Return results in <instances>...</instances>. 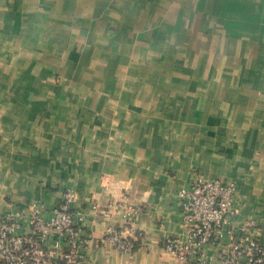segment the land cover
I'll list each match as a JSON object with an SVG mask.
<instances>
[{
  "label": "crops",
  "instance_id": "0c3cea01",
  "mask_svg": "<svg viewBox=\"0 0 264 264\" xmlns=\"http://www.w3.org/2000/svg\"><path fill=\"white\" fill-rule=\"evenodd\" d=\"M196 176L264 244V0H0V216L72 190L83 264H176ZM131 207L133 253L104 250Z\"/></svg>",
  "mask_w": 264,
  "mask_h": 264
},
{
  "label": "built area",
  "instance_id": "2783aa9c",
  "mask_svg": "<svg viewBox=\"0 0 264 264\" xmlns=\"http://www.w3.org/2000/svg\"><path fill=\"white\" fill-rule=\"evenodd\" d=\"M74 199L65 190L51 206L41 199L26 208L11 201L0 216V264H83L82 249L95 241L80 225L84 216L71 207ZM178 199L181 232L162 245L176 264H264V244L243 218L233 182L196 176ZM130 211L123 224L104 230L98 239L104 250L133 253L139 208Z\"/></svg>",
  "mask_w": 264,
  "mask_h": 264
}]
</instances>
